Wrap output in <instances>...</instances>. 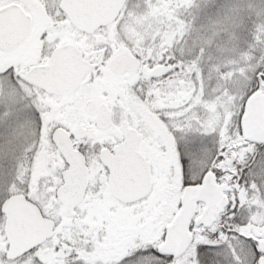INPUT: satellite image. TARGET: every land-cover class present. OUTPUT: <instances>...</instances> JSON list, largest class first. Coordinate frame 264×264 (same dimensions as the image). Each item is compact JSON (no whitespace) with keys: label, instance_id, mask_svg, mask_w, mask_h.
<instances>
[{"label":"snow or ice","instance_id":"snow-or-ice-1","mask_svg":"<svg viewBox=\"0 0 264 264\" xmlns=\"http://www.w3.org/2000/svg\"><path fill=\"white\" fill-rule=\"evenodd\" d=\"M0 264H264V0H0Z\"/></svg>","mask_w":264,"mask_h":264}]
</instances>
